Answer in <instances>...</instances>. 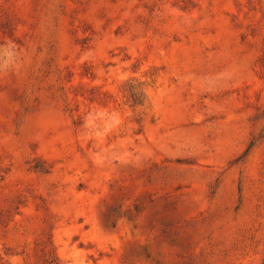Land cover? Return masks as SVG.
Returning a JSON list of instances; mask_svg holds the SVG:
<instances>
[{
    "label": "rangeland",
    "instance_id": "374dc122",
    "mask_svg": "<svg viewBox=\"0 0 264 264\" xmlns=\"http://www.w3.org/2000/svg\"><path fill=\"white\" fill-rule=\"evenodd\" d=\"M0 45V264H264V0H0Z\"/></svg>",
    "mask_w": 264,
    "mask_h": 264
},
{
    "label": "clouds",
    "instance_id": "9594fccd",
    "mask_svg": "<svg viewBox=\"0 0 264 264\" xmlns=\"http://www.w3.org/2000/svg\"><path fill=\"white\" fill-rule=\"evenodd\" d=\"M9 43H14V42L9 41ZM0 47H4V46L0 45ZM9 70H11V65L5 66L4 63H0V72H7Z\"/></svg>",
    "mask_w": 264,
    "mask_h": 264
}]
</instances>
